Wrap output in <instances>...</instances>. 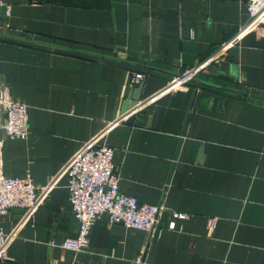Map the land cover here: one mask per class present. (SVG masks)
Wrapping results in <instances>:
<instances>
[{
    "label": "crops",
    "instance_id": "0c3cea01",
    "mask_svg": "<svg viewBox=\"0 0 264 264\" xmlns=\"http://www.w3.org/2000/svg\"><path fill=\"white\" fill-rule=\"evenodd\" d=\"M245 1L0 0V83L29 119L26 138L2 135L3 173H29L39 187L57 178L0 264H129L137 255L140 264H264V100L220 88L264 97V27L206 62L195 81L165 89L234 34ZM136 72L141 106L115 121ZM101 134L118 190L158 205L160 230L101 215L75 252L60 246L78 221L58 174ZM15 210L1 217L5 232Z\"/></svg>",
    "mask_w": 264,
    "mask_h": 264
},
{
    "label": "built area",
    "instance_id": "2783aa9c",
    "mask_svg": "<svg viewBox=\"0 0 264 264\" xmlns=\"http://www.w3.org/2000/svg\"><path fill=\"white\" fill-rule=\"evenodd\" d=\"M245 20L240 23L234 34L219 44L205 59L196 65L172 75L166 90L185 85L199 72L203 65L216 58L226 47L234 44L240 37L254 29L264 27V0H246L244 3ZM9 12H7V15ZM144 78L143 73L128 75L126 88L137 85ZM136 104L121 112L115 121L124 120L127 115L137 110ZM28 106L10 96L7 88L0 83V260L6 257V248L16 236L23 222L31 220L33 214L48 196L57 178L45 186L35 185L29 173L22 177L7 176L3 173L2 135L10 138H26L29 133ZM113 149L102 140V134L84 143L63 165L58 176L67 179L69 200L74 217L78 221L77 233L66 238L60 246L72 251H84L90 243L92 225L98 217L105 215L109 224L121 223L129 229L141 230L148 235H155L158 227L159 207L156 204L139 202L131 195L118 190L119 174L112 163ZM10 209H22L18 223L10 232H5L1 217ZM174 218H184L183 213L171 212ZM216 217L206 220V227L212 229ZM168 229L174 228V221L167 223ZM141 255L130 260L129 264H140Z\"/></svg>",
    "mask_w": 264,
    "mask_h": 264
},
{
    "label": "water",
    "instance_id": "95a60500",
    "mask_svg": "<svg viewBox=\"0 0 264 264\" xmlns=\"http://www.w3.org/2000/svg\"><path fill=\"white\" fill-rule=\"evenodd\" d=\"M191 80L195 81L194 78H191ZM141 87H142V82H139L135 86L125 88L123 100H122L121 107H120L121 112L125 111L127 108H130L136 104V102L140 99ZM220 88L228 90L230 92H234V93H238L241 95H246V96H250V97H254L257 99L264 100V97H262V96L250 94V93L238 90V89L227 88V87H220ZM15 213L18 214V217L20 218V216L23 213V210L22 209H16Z\"/></svg>",
    "mask_w": 264,
    "mask_h": 264
}]
</instances>
